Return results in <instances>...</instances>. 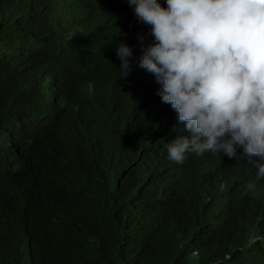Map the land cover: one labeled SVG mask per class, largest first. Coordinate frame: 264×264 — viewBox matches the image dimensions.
Instances as JSON below:
<instances>
[{
  "label": "trees",
  "instance_id": "16d2710c",
  "mask_svg": "<svg viewBox=\"0 0 264 264\" xmlns=\"http://www.w3.org/2000/svg\"><path fill=\"white\" fill-rule=\"evenodd\" d=\"M145 29L126 0H0V264H264L248 159L168 160L184 133L136 64Z\"/></svg>",
  "mask_w": 264,
  "mask_h": 264
},
{
  "label": "clouds",
  "instance_id": "9594fccd",
  "mask_svg": "<svg viewBox=\"0 0 264 264\" xmlns=\"http://www.w3.org/2000/svg\"><path fill=\"white\" fill-rule=\"evenodd\" d=\"M126 3L137 24L146 27L135 35L140 44L136 64L154 77L161 103L182 125L184 134L165 143L168 160L182 164L189 154L205 153L246 157L256 172L245 188L255 195L256 181L264 180V0ZM66 14L60 21L75 33L74 9ZM94 20L98 32L99 19ZM105 23L110 27V20ZM128 45L116 49L121 79L132 71Z\"/></svg>",
  "mask_w": 264,
  "mask_h": 264
}]
</instances>
